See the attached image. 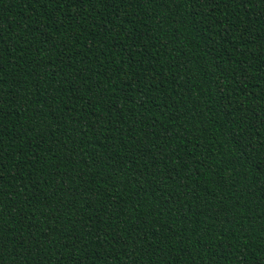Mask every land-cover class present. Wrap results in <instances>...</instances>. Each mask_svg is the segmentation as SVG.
<instances>
[{
	"label": "trees",
	"instance_id": "16d2710c",
	"mask_svg": "<svg viewBox=\"0 0 264 264\" xmlns=\"http://www.w3.org/2000/svg\"><path fill=\"white\" fill-rule=\"evenodd\" d=\"M0 264H264V0H0Z\"/></svg>",
	"mask_w": 264,
	"mask_h": 264
}]
</instances>
